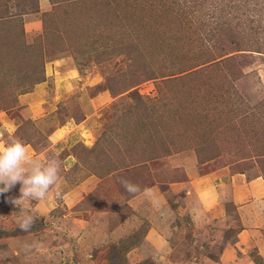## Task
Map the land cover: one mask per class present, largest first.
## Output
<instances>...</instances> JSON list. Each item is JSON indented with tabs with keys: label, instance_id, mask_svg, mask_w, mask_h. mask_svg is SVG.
Listing matches in <instances>:
<instances>
[{
	"label": "rangeland",
	"instance_id": "1",
	"mask_svg": "<svg viewBox=\"0 0 264 264\" xmlns=\"http://www.w3.org/2000/svg\"><path fill=\"white\" fill-rule=\"evenodd\" d=\"M179 1L0 0V142L18 139L30 157L61 162L47 196L22 206L35 217L30 230L16 226L24 213L9 202L19 183L0 195V264H222L215 259L240 228L234 204L195 222L200 206L169 160L189 150L196 168L264 176V47L246 48L264 36V0ZM177 4L193 7L197 29ZM222 18L231 27L217 29ZM209 31L240 50L219 57ZM66 54L75 89L61 87L71 62L45 76L46 62ZM93 93L86 112L80 97ZM62 112L99 114L91 149L53 136L66 123L49 120ZM162 220L172 233L155 227ZM257 253L243 254L255 264Z\"/></svg>",
	"mask_w": 264,
	"mask_h": 264
},
{
	"label": "crops",
	"instance_id": "2",
	"mask_svg": "<svg viewBox=\"0 0 264 264\" xmlns=\"http://www.w3.org/2000/svg\"><path fill=\"white\" fill-rule=\"evenodd\" d=\"M17 4L18 3H15V6L18 8L19 6ZM10 6L15 8L14 4ZM17 34L18 33H14L10 36H15L17 39ZM66 61L71 62L72 65H68L67 67L64 66L66 68H64L63 76L66 75L68 81L67 83L62 84L61 87L65 88L66 86H70L75 89L77 86L76 82L73 81L76 80V78H74L76 69L73 66L72 58L67 54L46 62L45 76L48 77L49 73L51 74V72H53V67L55 73L56 67H59L60 69ZM43 84L44 81H39L38 85L36 86L35 84L33 88L36 90L37 97H39L37 89L43 86ZM57 89L58 85L56 86V90ZM96 99L95 93L89 97L81 96L80 101L82 102V107H84L82 109L86 112L87 110L90 111V108L88 107L91 102L93 103ZM51 101H48V103L50 105L54 104ZM33 104L37 107L39 105V100L36 99V102H33ZM35 105L31 108H34ZM21 106L23 108V105ZM63 114V112L56 114L55 118L49 120L66 123V125L62 124L54 129L55 133L53 136L58 135L57 133H61L62 131L61 139L73 137L74 140L78 139L80 144L85 148L91 149L96 142H98L101 135L99 131L101 128L99 130L96 129L100 124L103 125V120L100 118L99 114H84V116L79 118L70 115L65 116ZM33 123L35 122L33 121ZM34 128L35 130H33V133L36 134V124L34 125ZM188 153H190L189 150H183L179 153L173 154L171 160H169V166L177 167L180 170L178 173L182 172V170L185 172L184 175L186 181L179 182V184L184 185L182 187L188 189L186 190L187 194L191 193L189 202L194 200V205L200 206L197 208L198 212L192 211V217H200L201 215L223 217L226 215V211L223 209L224 202L227 201H231L234 204L235 212L238 213L240 228L236 231L234 239L222 247V252L219 253L218 258L215 260H217V262L220 260L222 264H250V255H244L243 253H248V251L250 252L252 249H255L256 252H258V256L260 255L262 262H264V178L259 175H250L249 172L232 174L227 171L226 166L216 169L211 168L207 169L208 171H205L204 165H208L209 168L211 162H207L196 168V165L192 166L191 163H188ZM189 161L191 162L192 160L189 159ZM153 187H156V185H153L152 188ZM150 190L151 189L147 190V192ZM196 220L197 219L195 218L194 221L196 222ZM168 221V224L164 222V220L157 222L155 223V227L158 228V226H164L165 223V225L167 224V226H164L165 231L167 233H172V229L169 228L171 221ZM201 221H203V219L199 222ZM204 222H206V220H204ZM173 228L180 229L178 226H174ZM147 237L150 238L149 233L146 234V238ZM230 261L232 262L230 263Z\"/></svg>",
	"mask_w": 264,
	"mask_h": 264
},
{
	"label": "clouds",
	"instance_id": "3",
	"mask_svg": "<svg viewBox=\"0 0 264 264\" xmlns=\"http://www.w3.org/2000/svg\"><path fill=\"white\" fill-rule=\"evenodd\" d=\"M60 164L58 157L42 160L30 157L28 149L18 139L0 142V195L10 192L19 183L20 195L10 198L9 202L21 207L24 213L16 223L21 231L30 230L35 223V217L22 207L24 202L47 196L58 180ZM118 182L128 193L139 191V186L131 181L120 178Z\"/></svg>",
	"mask_w": 264,
	"mask_h": 264
},
{
	"label": "trees",
	"instance_id": "4",
	"mask_svg": "<svg viewBox=\"0 0 264 264\" xmlns=\"http://www.w3.org/2000/svg\"><path fill=\"white\" fill-rule=\"evenodd\" d=\"M178 2L177 3H180L179 0H177ZM184 1V0H183ZM187 1V0H186ZM185 1V2H186ZM177 6H181V5H178ZM223 6V5H222ZM228 6V4H227ZM234 7V4H230V8H233ZM223 9L225 8L224 6L222 7ZM177 10L180 11V15H182L184 18L188 19L189 20V23L190 25H193L196 29L198 28L199 24L201 23V19H196V12L195 10H193V7H190L189 4H186L184 6V8H182V6L179 8H177ZM228 20H225L224 18H222L221 20V25H218L217 26V29H222L223 27L225 28H228L231 27V25L227 22ZM240 22H237L236 24H239ZM260 24L257 25V28H259ZM249 30L252 31V28H250ZM210 32V31H209ZM228 33V31H226ZM216 34H218L217 32L214 34L213 32H210V37L207 38V40L209 41V43H211L213 46L214 49H219L217 50L218 53H219V57L221 56V53L223 52H227V51H234V50H240V49H234L233 48V41L231 42H228L227 38H224V37H220V36H216ZM252 35V34H251ZM253 39H249L248 42L252 45V46H246V48H254L255 49H263L264 47V36L263 37H259L256 36V37H252ZM15 39V36L11 38V40ZM236 47H239L238 45H236ZM248 50H251V49H248ZM260 50H256L258 52H261ZM217 58V57H216ZM215 60V58H214ZM219 61V60H218ZM215 63V62H214ZM217 63V62H216ZM263 153V152H262ZM260 154L261 157H263L264 155L263 154ZM264 178V176H263ZM257 258L261 260V257L257 255ZM257 258H255L253 261L255 262V264H258L257 263ZM262 261V260H261ZM263 263V262H262Z\"/></svg>",
	"mask_w": 264,
	"mask_h": 264
}]
</instances>
